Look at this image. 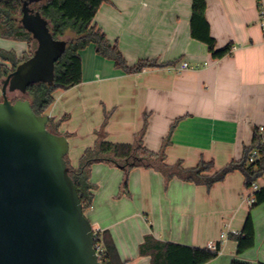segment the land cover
Masks as SVG:
<instances>
[{"label":"crops","instance_id":"obj_1","mask_svg":"<svg viewBox=\"0 0 264 264\" xmlns=\"http://www.w3.org/2000/svg\"><path fill=\"white\" fill-rule=\"evenodd\" d=\"M206 1L216 49L230 48L218 58L192 35L193 0L101 4L93 24L128 64L151 60L159 66L128 73L98 54L94 44L80 50L82 82L56 90L46 113L59 122V133L68 137L67 156L73 167L87 148L100 141L135 144L146 118L142 141L153 152L161 151L179 119L165 149L167 165L180 161L184 168H193L205 160L219 170L242 159L256 129L264 125L259 1ZM0 49L14 51L17 58L28 51L26 41L1 36ZM184 61L189 68L181 69ZM90 176L94 199L85 214L95 232L111 237L124 264H152L151 256L141 253L149 236L199 248L220 242L218 256L205 264L264 262V203L253 208L248 204L251 190L240 170L211 188L178 176L167 178L156 167L126 170L111 161L95 162ZM249 214L255 245L237 254V242L230 234L241 232ZM222 234L227 237L221 238Z\"/></svg>","mask_w":264,"mask_h":264},{"label":"water","instance_id":"obj_2","mask_svg":"<svg viewBox=\"0 0 264 264\" xmlns=\"http://www.w3.org/2000/svg\"><path fill=\"white\" fill-rule=\"evenodd\" d=\"M43 1L23 0L21 26L38 45L1 81L0 264H103L69 173L68 137L50 131L49 116L36 114L28 98H10L31 84L52 85L66 51L67 41L31 7Z\"/></svg>","mask_w":264,"mask_h":264},{"label":"trees","instance_id":"obj_3","mask_svg":"<svg viewBox=\"0 0 264 264\" xmlns=\"http://www.w3.org/2000/svg\"><path fill=\"white\" fill-rule=\"evenodd\" d=\"M109 0H46L40 2L37 8L42 15L49 20L50 30L55 38H61L68 31L75 37L67 41L68 45L63 56L55 64V78L52 85L45 82L28 86L27 95L32 108L38 115L46 114L54 103V92L58 89H69L82 82V59L80 50L90 44H94L98 54L112 59L116 67L128 73L140 72L146 67H155L159 64L151 60H140L136 65L130 66L116 45L108 40L106 34L93 24L96 13L102 3ZM23 0H0V36L19 41H30L31 34L27 32L17 19L22 16ZM206 0H193L191 29L194 38L207 44L208 49L216 58L224 56L229 51V46L216 49V40L211 35L210 26L206 18ZM31 54L17 58L14 51L0 49V83L18 64L28 59ZM6 62H10L7 65ZM17 100V99H15ZM179 119L171 128L164 141L160 152H153L143 145L142 137L147 128V118L144 129L135 144H113L100 141L93 148H87L81 157L77 167H73L66 156L69 173L72 177L84 213L91 207L94 199V185L91 181V167L95 162L111 161L128 170L134 167H156L167 178L178 176L186 181L205 185L211 188L217 182L236 170H240L245 176L246 187L257 180L264 173V159L256 163H249V155L254 148H260V135L258 129L252 144L245 148L244 156L239 161H231L219 170H215L214 162H201L193 168H184L182 162L174 165L165 164V149L170 144L171 135L174 132ZM105 127V124H104ZM48 129L59 133V122L53 119L48 123ZM103 130L101 134H103ZM113 154V156H110ZM264 203V187L255 193V202L251 207ZM95 242L102 245L104 252L100 255L103 264H124L107 233L95 232ZM230 238L236 240V253L241 254L255 245V228L252 215L249 214L244 226L238 234H230ZM221 243H217V249L186 246L173 242H162L149 236L141 246V253L151 256L152 264H205L216 258L219 254ZM231 264H264V262L249 263L233 260Z\"/></svg>","mask_w":264,"mask_h":264},{"label":"built area","instance_id":"obj_4","mask_svg":"<svg viewBox=\"0 0 264 264\" xmlns=\"http://www.w3.org/2000/svg\"><path fill=\"white\" fill-rule=\"evenodd\" d=\"M259 1V10H260V26L263 32V36H264V4H263V0H258ZM181 69H187L190 67L189 63L187 61H184L181 64ZM0 98H2V83H0ZM258 133L260 135V148H254L250 155H249V163L253 164L256 163L258 161H261L264 159V125L260 126L258 128ZM264 187V173L257 179L255 180L251 186H250V190H251V194L246 196V200L248 202V204L252 205L255 202V193L257 191H259L261 188ZM227 234H222L221 238H226ZM95 248L97 251V254L100 255L104 252L103 247L101 244L96 243L95 242ZM208 248L211 250H216L217 249V243L216 242H210L208 244Z\"/></svg>","mask_w":264,"mask_h":264},{"label":"rangeland","instance_id":"obj_5","mask_svg":"<svg viewBox=\"0 0 264 264\" xmlns=\"http://www.w3.org/2000/svg\"><path fill=\"white\" fill-rule=\"evenodd\" d=\"M41 5V3H34L31 5L32 8L34 9H37L39 6ZM22 17V16H21ZM21 17H19L17 19V22L19 25H21ZM75 37V34L71 31H68L64 36L61 37V39H66V40H71ZM15 46H17V43L16 42H13ZM24 44V43H23ZM27 44V47H28V51H26V53H24V56L27 55V54H33L34 51L36 50L37 48V41L32 37H30V41L29 42H26ZM20 46V45H19ZM18 47V46H17ZM20 49H21V46H20ZM11 66V65H9ZM6 78V77H4ZM28 95L27 94H21L20 92L16 91V92H13V93H10V98L15 101V99H19V98H27ZM2 98H0V101H1Z\"/></svg>","mask_w":264,"mask_h":264}]
</instances>
